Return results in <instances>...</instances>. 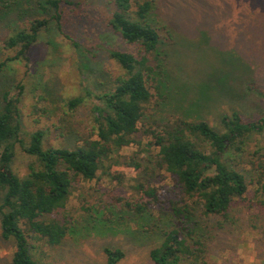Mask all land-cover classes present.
I'll return each instance as SVG.
<instances>
[{"label":"rangeland","instance_id":"1","mask_svg":"<svg viewBox=\"0 0 264 264\" xmlns=\"http://www.w3.org/2000/svg\"><path fill=\"white\" fill-rule=\"evenodd\" d=\"M5 1L13 6L0 12V109L6 92L19 96L24 132L43 129L47 132L45 146L61 147L63 140L56 129L67 111V100L84 96L83 105L73 114L76 127L88 126L95 98L85 89L96 95L111 90L122 70L109 51L136 52V48L108 26L114 11L109 0H62L60 28L57 11L48 0ZM155 1L158 16L152 22L161 35L166 66L157 75L161 93L154 92L145 119L206 120L223 132L222 117L234 111L247 121L261 118L264 0ZM43 18L49 19L48 28L40 33L26 59L15 58L19 48H4L14 32ZM139 127L144 128L143 124ZM136 140L106 162L94 180L74 182L64 214L80 222L77 230L56 247L33 240L40 260L106 264L104 249L110 247L124 250L120 264H154L150 252L162 243L163 232L172 228L171 217L161 204L176 198L171 191L174 180L167 172L156 173L147 163L146 157L158 153L149 144L151 137L139 132ZM242 150H233L228 157L246 173L249 189L245 199L234 203L224 226H218L216 217H202L208 242L206 264H264V197L259 192L261 170L255 165H264V132L251 134ZM33 160L18 147L15 171L23 177ZM133 160L144 166L136 169ZM139 184L157 188L161 203L135 214L124 209L119 199L149 200L138 191ZM14 250V242L3 239L0 230V264H11Z\"/></svg>","mask_w":264,"mask_h":264},{"label":"trees","instance_id":"2","mask_svg":"<svg viewBox=\"0 0 264 264\" xmlns=\"http://www.w3.org/2000/svg\"><path fill=\"white\" fill-rule=\"evenodd\" d=\"M63 1H47L57 11L59 28ZM65 2L75 6L71 1ZM109 2L114 11L108 26L124 42L134 45L136 52L109 51L122 72L107 92L96 95L85 89L87 95L95 98L88 126L76 127L73 113L83 105L84 96L73 97L67 100V111L56 129L62 146L46 147L45 130L24 132L20 97L10 96V92L4 94L0 109V230L3 239L14 242L11 264H47L34 253L37 245L33 240L56 247L76 232L80 222L64 214L74 182L94 180L120 149L137 142L139 132L151 137L149 144L158 148L154 157H146L147 163L156 173L171 175V191L176 195L161 204L163 212L171 217L172 228L163 232L162 243L151 250L154 264H206L208 242L201 226L202 217H216L218 226H224L234 203L245 199L248 192L246 173L228 156L233 150L242 152L251 134L264 132V115L257 121H247L234 111L222 117L223 132L206 120L145 119L154 92L161 93L162 83L157 75L164 73L166 66L161 35L152 22L157 20L158 5L155 0ZM12 6L0 0L1 13L10 11ZM48 23L47 18L32 21L27 29L9 36L4 48H19L15 58L26 59ZM259 93L264 97V93ZM18 147L34 159L23 177L14 169ZM132 164L136 169L144 166L134 160ZM255 165L261 170L258 183L264 197V165ZM137 189L149 200L119 199L127 211L142 214L153 203H161L157 188L139 184ZM104 255L106 264H120L126 256L123 249L110 247L104 249Z\"/></svg>","mask_w":264,"mask_h":264}]
</instances>
